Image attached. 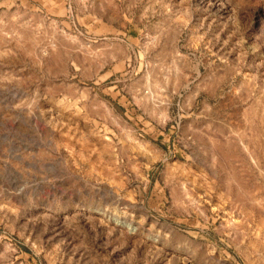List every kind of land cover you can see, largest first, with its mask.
<instances>
[{"label": "rangeland", "instance_id": "1", "mask_svg": "<svg viewBox=\"0 0 264 264\" xmlns=\"http://www.w3.org/2000/svg\"><path fill=\"white\" fill-rule=\"evenodd\" d=\"M48 2L61 16L42 31L41 0H0V252L36 214L119 210L104 181L128 169L149 195L167 185L169 264H233L232 243L264 234V179L229 132L235 93L264 84V62L232 61L229 93L211 29L190 25L226 0ZM255 32L264 42V12ZM254 159L264 168V145Z\"/></svg>", "mask_w": 264, "mask_h": 264}, {"label": "clouds", "instance_id": "2", "mask_svg": "<svg viewBox=\"0 0 264 264\" xmlns=\"http://www.w3.org/2000/svg\"><path fill=\"white\" fill-rule=\"evenodd\" d=\"M60 5L41 0L33 11L35 26L47 31L60 17ZM71 9H65L68 16ZM264 12V0H226L216 20H190L191 26L211 29V40L216 60L224 80L220 87L229 93L233 88L232 61L246 67L251 60L264 62V42L255 32L256 16ZM223 57V59H221ZM243 79V76L240 77ZM239 106V123L230 129L249 168L264 179V168L257 160L258 149L264 145V84L241 88L235 93ZM128 176L112 183L104 182L113 190L119 210L110 206L68 205L56 212L36 214L19 231L13 230L9 242L0 252V264H169L171 233L160 223V217L174 210L165 191L167 185L152 188L125 169ZM131 177V178H129ZM143 185V187H141ZM32 230H28V224ZM233 264H264V234L255 229L250 235L231 244Z\"/></svg>", "mask_w": 264, "mask_h": 264}, {"label": "bare ground", "instance_id": "3", "mask_svg": "<svg viewBox=\"0 0 264 264\" xmlns=\"http://www.w3.org/2000/svg\"><path fill=\"white\" fill-rule=\"evenodd\" d=\"M217 145H218V144H217ZM227 150H228V149H227ZM220 151H221V150H220ZM219 155H220V154H219ZM221 158H222V156H221ZM243 171H244V170H243ZM232 175H233V174H232ZM235 181H237V180H235ZM235 181H234V182H235ZM238 182H239V180H238ZM236 183H237V182H236ZM236 183H235V184H236ZM235 184H234V185H235ZM238 184H240V183H237V185H238ZM251 188H252V187H251ZM226 189H227V188H226ZM236 189H237V188H236ZM242 189H243V187L239 185V186H238V189L236 190V191L238 192V195H239V196L242 194V192H241ZM234 190H235V189H234ZM240 193H241V194H240ZM237 198H238V196H237ZM252 198H253V197H252ZM256 198H257V197H256ZM258 198H259V197H258ZM254 199H255V198H254ZM251 203H252V202H251ZM246 206H248V205H246ZM248 211H249V210H248Z\"/></svg>", "mask_w": 264, "mask_h": 264}]
</instances>
